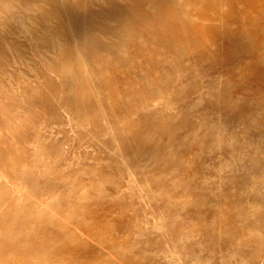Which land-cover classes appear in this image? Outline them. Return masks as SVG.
Returning <instances> with one entry per match:
<instances>
[{"label":"rangeland","instance_id":"obj_1","mask_svg":"<svg viewBox=\"0 0 264 264\" xmlns=\"http://www.w3.org/2000/svg\"><path fill=\"white\" fill-rule=\"evenodd\" d=\"M263 178L264 0H0V264H249Z\"/></svg>","mask_w":264,"mask_h":264},{"label":"bare ground","instance_id":"obj_2","mask_svg":"<svg viewBox=\"0 0 264 264\" xmlns=\"http://www.w3.org/2000/svg\"><path fill=\"white\" fill-rule=\"evenodd\" d=\"M232 39H237L234 33L230 32ZM262 203H261V226L262 243L264 246V178L262 179ZM257 231L254 228H249L241 232H234L229 230L224 233V244L215 255L218 258L219 264H243L244 257L247 252L252 251L256 247L258 240H254ZM173 258L172 254H169ZM167 256V259L170 257ZM249 264H264V252L254 260L249 261Z\"/></svg>","mask_w":264,"mask_h":264}]
</instances>
